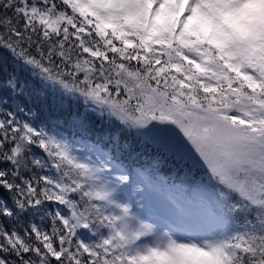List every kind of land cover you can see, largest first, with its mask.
Here are the masks:
<instances>
[{
    "label": "snow or ice",
    "instance_id": "6c2138e0",
    "mask_svg": "<svg viewBox=\"0 0 264 264\" xmlns=\"http://www.w3.org/2000/svg\"><path fill=\"white\" fill-rule=\"evenodd\" d=\"M123 134L205 170L211 227L127 199ZM0 264H264V0H0Z\"/></svg>",
    "mask_w": 264,
    "mask_h": 264
},
{
    "label": "trees",
    "instance_id": "16d2710c",
    "mask_svg": "<svg viewBox=\"0 0 264 264\" xmlns=\"http://www.w3.org/2000/svg\"><path fill=\"white\" fill-rule=\"evenodd\" d=\"M41 120L49 123L63 124V117L59 111V102L50 93H45L34 105Z\"/></svg>",
    "mask_w": 264,
    "mask_h": 264
},
{
    "label": "rangeland",
    "instance_id": "374dc122",
    "mask_svg": "<svg viewBox=\"0 0 264 264\" xmlns=\"http://www.w3.org/2000/svg\"><path fill=\"white\" fill-rule=\"evenodd\" d=\"M147 145H152L151 143H147ZM164 150H167L166 148H164V147H162ZM130 150H131V148H130ZM130 150H128V151H130ZM132 150L134 151V149L132 148ZM168 153L170 154V155H172L173 157H176L172 152H170V151H168ZM121 156H123V154L121 153L120 154ZM120 156V157H121ZM177 159H179L178 157H176ZM185 161V160H184ZM121 163H122V166L124 167V168H126L125 167V165H124V163H123V161H122V157H121ZM189 163L191 164V162L189 161ZM192 165V164H191ZM127 169V168H126ZM141 186L139 185V184H137V183H134L133 184V186H132V188H133V192L138 196V203H142V201H143V198H142V192L144 191L145 193H148V191L147 190H143V189H146L145 187H142V189L140 188ZM128 190V189H127ZM126 193H127V191H126ZM130 200V199H129ZM131 201V200H130ZM132 202V201H131ZM144 205H146V202H144Z\"/></svg>",
    "mask_w": 264,
    "mask_h": 264
}]
</instances>
